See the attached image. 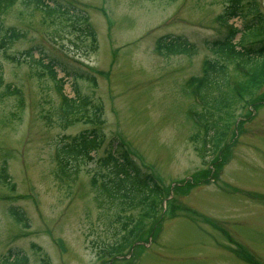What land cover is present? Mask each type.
Segmentation results:
<instances>
[{
    "label": "rangeland",
    "instance_id": "1",
    "mask_svg": "<svg viewBox=\"0 0 264 264\" xmlns=\"http://www.w3.org/2000/svg\"><path fill=\"white\" fill-rule=\"evenodd\" d=\"M68 1L88 15L95 47L67 20L47 18L27 0L0 13V34L8 26L25 31L0 47V171L4 165L8 177L0 176V257L13 249L28 264H264V84L231 109L215 153L199 149L202 128L188 113L200 106L186 80L214 57L205 41L222 33L215 17L229 0ZM253 1L264 14V0ZM228 22L241 27L239 17ZM162 35L180 36L190 52L157 53ZM31 45L94 76L95 83L74 84L56 68L64 94L102 105L103 122L94 126L102 135L99 154L115 137L165 190L129 254L99 252L117 239L120 222L90 183L94 163L80 165L73 178L55 177L56 141L93 126L56 124L54 81L27 59L12 60ZM227 71L234 86L241 75L231 64ZM7 84L21 90V102L5 94ZM9 204L24 212L27 227L13 221Z\"/></svg>",
    "mask_w": 264,
    "mask_h": 264
},
{
    "label": "trees",
    "instance_id": "2",
    "mask_svg": "<svg viewBox=\"0 0 264 264\" xmlns=\"http://www.w3.org/2000/svg\"><path fill=\"white\" fill-rule=\"evenodd\" d=\"M38 7L42 14L49 17H61L67 20L76 36L88 38L92 47L96 45L95 33L90 25L88 15L77 9L67 0H27ZM14 0H0V13L11 6ZM231 17H239L241 27L228 23ZM223 25L222 33L205 41L214 57L205 58L201 74L192 75L186 83L193 88L200 103V110L190 112L202 125L200 150L204 155L216 152L225 137L226 128L235 104L250 98L264 84V14L253 0H229L222 12L215 17ZM2 29H0L1 31ZM239 37L235 40L236 35ZM25 31L8 26L0 34V47L10 40L21 38ZM191 46L177 35H162L155 40L154 49L159 54L189 53ZM37 51L35 57L33 52ZM21 58L28 64L34 63L55 83L58 101L51 105L56 124L64 129L74 122H82L93 127L80 130L76 134L61 136L54 145L55 177L63 180L76 176L80 165L94 163L90 173V183L98 195L104 194L116 207L111 215L113 221L120 222V233L115 241L100 248V253L107 257L122 255L132 246L144 231L146 221L156 218L159 202L164 189L157 178L149 171H143L136 165L120 140L115 137L103 153L99 154L102 135L97 127L103 122L102 105L89 95L76 93L68 97L62 92L65 80L57 77L56 68L64 75L75 79H87L95 83L91 74L70 67L54 56L45 53L41 45H31L13 55L12 60ZM232 65L241 75L234 86L228 83L227 65ZM2 79L0 77V86ZM5 94L15 95L21 102V90L4 85ZM204 148V150L202 149ZM0 176L8 181L5 166L1 167ZM97 185V186H96ZM7 212L13 221L23 227L28 226L24 212L17 206L9 204ZM139 240V239H137ZM138 245V244H136ZM126 252V254H128ZM0 264H28L27 256L18 250L9 249L0 257Z\"/></svg>",
    "mask_w": 264,
    "mask_h": 264
}]
</instances>
